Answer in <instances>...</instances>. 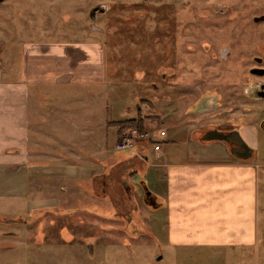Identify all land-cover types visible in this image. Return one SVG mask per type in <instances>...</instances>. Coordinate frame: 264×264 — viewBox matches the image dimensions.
I'll use <instances>...</instances> for the list:
<instances>
[{
    "label": "rangeland",
    "instance_id": "rangeland-1",
    "mask_svg": "<svg viewBox=\"0 0 264 264\" xmlns=\"http://www.w3.org/2000/svg\"><path fill=\"white\" fill-rule=\"evenodd\" d=\"M259 15L264 16V0H4L0 66L20 62L24 44L98 49L101 64L94 70L105 83L99 95H81L85 103L99 104L95 119L110 120L109 133L116 130L119 141L124 130L119 122L131 117L125 113L130 108L141 130L161 132L165 150L181 157L190 129L240 124L242 101L264 107V100L247 96L254 82L264 83V77L248 72L252 55L264 49V20L253 22ZM195 103L200 108L190 113ZM243 117L254 124L257 114L251 109ZM258 139L250 143L259 145L251 157L259 165L254 176L258 235L245 246V259L240 250L226 261L169 252L165 210L141 198L142 190L158 187L149 168L145 178L88 179L83 191L72 188L73 193L69 184L57 182L53 197L45 188L31 199L34 205L27 198L1 200L0 247L10 250L0 254V264H264V136ZM105 141L113 158L135 152L141 160L144 149L150 164L160 161L148 140L122 151L114 148L112 134ZM159 187L165 188L162 182Z\"/></svg>",
    "mask_w": 264,
    "mask_h": 264
},
{
    "label": "crops",
    "instance_id": "crops-1",
    "mask_svg": "<svg viewBox=\"0 0 264 264\" xmlns=\"http://www.w3.org/2000/svg\"><path fill=\"white\" fill-rule=\"evenodd\" d=\"M20 50V62L0 66V201H31L57 182L69 184L72 193L74 188L83 191L88 179L108 177L115 183L125 174L144 176L150 168L158 185L150 192L152 206L165 210L169 252L217 255L226 261L240 250L245 259V246L258 235L256 159L232 152L223 140L198 139L191 130L184 136L181 157L165 150L164 135L158 132L159 162L150 164L144 149L141 160L135 152L113 158L105 138L112 134L116 149L117 131L109 133L111 121L95 119L99 104L85 103L81 96L99 95L105 83L99 69L94 70L101 64L98 49L32 43ZM125 113L131 115L127 119L135 116L130 108ZM8 250L1 246L0 254Z\"/></svg>",
    "mask_w": 264,
    "mask_h": 264
},
{
    "label": "flooded vegetation",
    "instance_id": "flooded-vegetation-1",
    "mask_svg": "<svg viewBox=\"0 0 264 264\" xmlns=\"http://www.w3.org/2000/svg\"><path fill=\"white\" fill-rule=\"evenodd\" d=\"M262 16L263 18L260 20H255V18ZM264 20L263 15L253 17L254 23H260ZM264 49L258 50V54H254L251 57V64L248 67V72L252 77H257L260 79L264 77V53H262ZM247 95L250 99H254L255 101L264 100V83L254 82L253 87H251L248 91ZM260 102V101H258ZM199 103H195L192 105L190 109L193 111H197L198 109L195 106ZM256 103H248V102H240L239 111L242 117H240V124L234 125L230 124L227 127H203V128H195L190 129V133L192 136L201 139H214L215 137H222L223 141L226 143L227 147L232 151L240 155L241 157L247 158L248 156H253L255 154L257 156L259 145L257 143L256 146H252L251 141H258L259 136H264V107H260ZM255 110V114H257L256 122L254 124L245 123L244 115L246 116L250 110ZM186 135V134H185ZM184 135V136H185ZM264 151V150H263ZM142 183V182H141ZM141 198L144 202H149L150 205H154V201H152V194L148 191H141ZM153 203V204H152Z\"/></svg>",
    "mask_w": 264,
    "mask_h": 264
},
{
    "label": "built area",
    "instance_id": "built-area-1",
    "mask_svg": "<svg viewBox=\"0 0 264 264\" xmlns=\"http://www.w3.org/2000/svg\"><path fill=\"white\" fill-rule=\"evenodd\" d=\"M139 138V139H138ZM148 140V143L153 144L154 150H158L160 145L156 142L157 134H150L147 130H139L137 127L127 128L122 131L121 139L116 143V149L122 151L132 147L136 140Z\"/></svg>",
    "mask_w": 264,
    "mask_h": 264
},
{
    "label": "trees",
    "instance_id": "trees-1",
    "mask_svg": "<svg viewBox=\"0 0 264 264\" xmlns=\"http://www.w3.org/2000/svg\"><path fill=\"white\" fill-rule=\"evenodd\" d=\"M137 120L136 122V119L135 118H131V119H126L124 121H120L119 124H120V131L123 130V129H127V128H131L133 127V124H135L136 122V125L138 126V128L141 130L142 129V122ZM122 125V126H121ZM119 139H120V136H119Z\"/></svg>",
    "mask_w": 264,
    "mask_h": 264
},
{
    "label": "water",
    "instance_id": "water-1",
    "mask_svg": "<svg viewBox=\"0 0 264 264\" xmlns=\"http://www.w3.org/2000/svg\"><path fill=\"white\" fill-rule=\"evenodd\" d=\"M4 0H0V2H3ZM263 17L262 16H260V17H257V18H255V20H260V19H262ZM214 139H216V140H222L223 138L222 137H215Z\"/></svg>",
    "mask_w": 264,
    "mask_h": 264
}]
</instances>
